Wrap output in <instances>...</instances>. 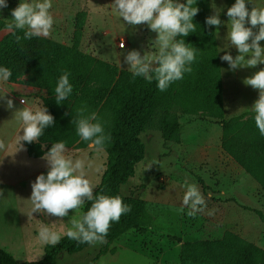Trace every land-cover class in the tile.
Here are the masks:
<instances>
[{
	"label": "rangeland",
	"instance_id": "374dc122",
	"mask_svg": "<svg viewBox=\"0 0 264 264\" xmlns=\"http://www.w3.org/2000/svg\"><path fill=\"white\" fill-rule=\"evenodd\" d=\"M252 2L246 7L264 6V0ZM18 3L19 0H8V7L0 10V19L10 23L11 9ZM233 3L234 0H196V5L195 1L193 4L199 9L196 19L203 23L205 17L214 14V9L217 12L223 9L220 19L226 22L228 18L225 13ZM111 4L112 0H52L50 12L54 24L46 37L70 45L77 22L82 23L80 52L84 56L90 55L118 68L128 69L124 64V55L132 49L141 51L142 55L145 51H153L150 41L156 34L146 24L133 26L123 22L112 10ZM214 28L217 47L223 49L227 43L226 23ZM257 30L258 26L253 29L254 32ZM7 32L6 29L1 30L0 37ZM120 39L126 42L123 49L118 46ZM260 44L264 46V41H260ZM227 51L233 57L238 54L235 48ZM223 54L224 51H221L219 57ZM220 62L225 116L234 117L250 112L248 108L258 98V92L251 86H245L242 81L264 68V65L232 71L227 62ZM179 120L182 124L179 145L166 146L157 129L146 131L141 136L145 157L135 166L134 177L120 189L124 196H140L147 202V209L153 217L152 230L144 236L133 233L124 235L109 245L107 252L96 261L97 254L105 249L103 240L90 243L73 255L62 252L56 264H179L180 246L171 241L170 236L189 241L217 239L226 230L264 249V221L255 214L257 211L264 215V192L236 164L235 169H231L225 161L229 158L214 159L221 126L202 115H180ZM206 149H209L208 158ZM66 154L85 161L86 178L96 188L106 162L105 151L90 150L86 146L84 150L67 151ZM11 170L13 173L0 174V248L11 253L17 262L38 261L42 259L46 245L37 237L31 240L30 232L38 230L40 224L45 223L60 231L62 236L69 226V217L79 216L81 209L76 213L70 209L68 216L62 218L43 211L33 212L28 200L30 184L37 175L46 174V161L25 158V162L18 160ZM185 182L195 183L205 199L203 211H197L193 216L187 215L189 209L182 202ZM209 212L212 214L209 215ZM204 220L212 224L204 226ZM112 248L115 254L109 252Z\"/></svg>",
	"mask_w": 264,
	"mask_h": 264
},
{
	"label": "trees",
	"instance_id": "16d2710c",
	"mask_svg": "<svg viewBox=\"0 0 264 264\" xmlns=\"http://www.w3.org/2000/svg\"><path fill=\"white\" fill-rule=\"evenodd\" d=\"M193 22L197 24L196 31L185 40L200 51L191 71L163 92L156 88L155 81L149 83L142 77L133 79L130 70L119 69L90 55L84 56L79 50L82 33L79 22L70 45L45 36L25 40L22 30L16 32L21 37L19 41L9 31L0 39V65L11 69L9 81L22 79L26 86L42 92V104L54 117L53 126L45 129L38 141L23 142L29 157L40 158L57 140L65 141L66 147L85 148L88 142L76 135L75 125L71 122L80 108L87 110L84 115L95 112L110 137L103 148L106 154L104 170L93 193L118 194L129 205L130 211L122 214L118 222L110 224L103 238L105 249L97 254L95 261L124 235L144 236L150 231L153 217L147 202L140 196H124L120 189L134 177L135 166L145 157L141 136L146 131L157 129L166 146L180 144V115H202L219 124L222 151L264 192V136L256 128L251 112L225 116L215 28L198 22L196 16ZM6 24L0 19V31ZM65 71L70 74L73 92L57 105L54 86ZM90 203L85 202L81 213ZM255 214L264 221L262 213L255 211ZM169 238L180 246L179 264H264L263 248L229 230L217 239ZM89 244L63 235L59 244L44 247L42 259L20 263L0 248V264H56L62 252L73 255Z\"/></svg>",
	"mask_w": 264,
	"mask_h": 264
},
{
	"label": "clouds",
	"instance_id": "9594fccd",
	"mask_svg": "<svg viewBox=\"0 0 264 264\" xmlns=\"http://www.w3.org/2000/svg\"><path fill=\"white\" fill-rule=\"evenodd\" d=\"M193 3L194 0H112V10L123 22L133 26L146 24L156 34L150 41L153 51H145L142 55L141 51L132 49L124 55V64L131 71L133 79L142 77L149 83L155 81L156 88L163 92L191 71V65L200 51L185 40V37L196 31L197 24L193 18L199 9ZM246 4L253 2L234 0L225 13L228 18L226 22L220 19L223 9L219 12L214 9V14L205 17L204 21L206 26L226 23L227 43L223 49L217 48L218 53L224 51L219 59L227 62L232 71L264 65V46L260 44V41H264V6L249 9ZM7 7L8 0H0V10ZM51 8L52 0H19L18 5L11 9V22L5 25V29L16 36L17 41L21 39L16 35L18 30L23 31L25 40L46 37L54 24ZM257 26L258 30L254 32ZM216 32H219V27ZM229 48H235L238 54L233 57L227 51ZM11 75V69L0 65V81L9 80ZM69 75L67 71L63 72L55 83L54 100L57 105L62 104L73 92ZM242 83L258 92V98L248 109L260 135L264 136V68L245 77ZM0 101H5L7 108H14L13 100L5 98V94L0 95ZM20 103L26 105L27 102L21 98ZM86 111L85 108L78 109L75 119L71 121L75 125L76 135L87 141L89 148L102 150L110 137L96 113L84 115ZM13 116L20 122L19 133L22 130L15 141L18 150L23 148L22 142L38 141L45 129L54 124L53 115L44 105L14 109ZM66 153L65 141L52 142L41 157L46 161L47 172L37 175L31 182L28 200L33 206V212L43 211L60 218L68 216V210L79 212L86 201L91 202L79 216L69 217V226L64 235L80 243L101 241L107 235L110 224L118 222L122 214L130 211V207L118 194H94L95 185L86 178L85 161L74 159ZM185 187L182 202L189 209L187 215L193 216L197 211H203L205 199L195 183L185 182ZM37 238L44 245L55 246L60 243L62 236L60 231L41 223Z\"/></svg>",
	"mask_w": 264,
	"mask_h": 264
},
{
	"label": "crops",
	"instance_id": "0c3cea01",
	"mask_svg": "<svg viewBox=\"0 0 264 264\" xmlns=\"http://www.w3.org/2000/svg\"><path fill=\"white\" fill-rule=\"evenodd\" d=\"M1 38L2 37H0V39ZM119 69L129 70L126 68H121V67ZM3 94H5V98H11L14 102V108L9 109L6 106L5 101H0V174L5 175V174H9L10 172L13 173V170L10 171V169L11 168L13 169L15 167V164L18 160H20L21 162H25V158H29L31 160H38V159L41 160L42 156L40 158L29 157L27 155V151H26L24 145H23V148L18 150V145L16 144L15 141H16V137L19 133L21 125H20V122L13 116V112H14V109L22 108L24 106H43L42 99H41L43 96V93L40 92L39 90L32 88V87L26 86L23 83L22 79H19V80L15 79L13 82H10L9 80L0 81V95H3ZM20 98H25V100L27 102L26 105H23L20 103ZM19 134H22V130H21V133H19ZM217 141H218L217 142L218 148L215 147L216 148V156L214 159L229 158V159H225V161L228 162L230 164L231 169L234 170L235 169V163L233 162V160L230 157H227L223 153V151L221 150V144H220L221 136H218ZM87 147H88V145H87ZM66 148H67L68 152H71L74 150L81 151V150L85 149V148H76L75 146L66 147ZM91 149L92 148H90V150ZM202 150L203 149H201V151ZM205 151H206L205 153L207 154L206 158H208L209 157V149H206ZM197 154H199L198 150H197ZM199 158H200V156H199ZM228 160H230V161H228ZM1 169H4L6 173L3 172ZM99 181H100V179H99ZM147 207H148V204H147ZM204 221L205 222L202 223L204 226H206L209 223L212 224V222L210 220H209L210 222H208L207 220H204ZM150 230H152V227L150 228ZM36 237H37V230L31 231L30 232V239L34 240ZM113 250H114V252L112 254H115V249H113ZM26 262H31V261H26Z\"/></svg>",
	"mask_w": 264,
	"mask_h": 264
},
{
	"label": "built area",
	"instance_id": "2783aa9c",
	"mask_svg": "<svg viewBox=\"0 0 264 264\" xmlns=\"http://www.w3.org/2000/svg\"><path fill=\"white\" fill-rule=\"evenodd\" d=\"M125 45H126V42H124V40L120 39V41L118 43L119 48L123 49L125 47ZM23 99H25V98H23ZM20 100H21V98H20Z\"/></svg>",
	"mask_w": 264,
	"mask_h": 264
}]
</instances>
